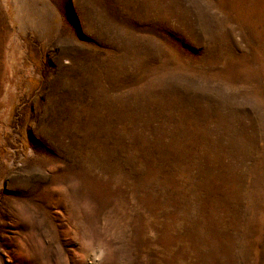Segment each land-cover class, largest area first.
Returning <instances> with one entry per match:
<instances>
[{
    "label": "rangeland",
    "instance_id": "rangeland-1",
    "mask_svg": "<svg viewBox=\"0 0 264 264\" xmlns=\"http://www.w3.org/2000/svg\"><path fill=\"white\" fill-rule=\"evenodd\" d=\"M0 264H264V0H0Z\"/></svg>",
    "mask_w": 264,
    "mask_h": 264
}]
</instances>
